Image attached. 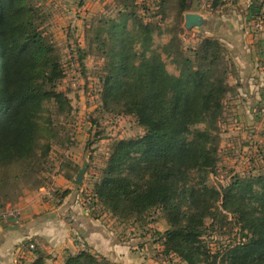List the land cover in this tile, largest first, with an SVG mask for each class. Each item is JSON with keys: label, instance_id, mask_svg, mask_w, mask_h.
<instances>
[{"label": "trees", "instance_id": "obj_1", "mask_svg": "<svg viewBox=\"0 0 264 264\" xmlns=\"http://www.w3.org/2000/svg\"><path fill=\"white\" fill-rule=\"evenodd\" d=\"M129 1L131 11L120 13L110 29L102 97L108 110L135 115L145 133L113 143L94 199L114 216L135 221L160 207L170 223L161 235L164 251L184 264H264V176L236 179L221 191L211 180L218 119L236 63L218 38L205 37L191 56L178 34L170 37L169 2L184 16L191 0H150L156 11L148 15L149 7L141 11L139 0ZM41 22L32 0H0V194L15 183L16 167L32 178L51 151L49 135L41 131L43 122L52 130L50 117H43L48 103L61 113L72 110L66 93L57 90L64 71ZM78 171L66 176L74 181ZM42 178L34 187L43 185ZM223 211L233 215L241 239L213 251L204 239L207 220L226 218ZM32 264H44L43 257ZM64 264L106 263L83 249Z\"/></svg>", "mask_w": 264, "mask_h": 264}, {"label": "rangeland", "instance_id": "obj_2", "mask_svg": "<svg viewBox=\"0 0 264 264\" xmlns=\"http://www.w3.org/2000/svg\"><path fill=\"white\" fill-rule=\"evenodd\" d=\"M32 1L40 9L41 28L54 45L63 67L64 77L58 82L57 90L66 93L72 110L61 113L54 102L48 103L43 117L46 121L50 117L52 124L49 127L52 130L49 131L43 122L41 131L44 135H49L51 151L35 167L37 173L32 178L24 176L20 167L14 169L15 183L1 192L0 204L16 200L17 195L25 189L35 188L34 184L39 177H43L45 185L56 173L74 174L76 168H84L86 185L83 196L91 201L95 200L93 210L88 213L96 216L106 214L102 218L104 223L113 221V227L124 241L133 239L137 247L132 251L140 261L130 264H184L174 253L167 254L164 251L161 235L170 228V223L160 207L151 209L144 219L135 221L114 216L93 196L94 183L106 165L113 143L124 138H137L145 133L135 115L108 110L103 105L102 97L107 52L112 46L110 29L113 23L119 21L120 13L131 11L126 6L130 1ZM139 3L138 10L146 11L143 6L149 7L147 15L156 11L153 1L148 3V0H139ZM221 5L224 4L217 3V6ZM222 8L224 12L231 11L230 6L224 5ZM176 10L175 2L170 1L166 10L167 17H171L167 20L171 27L170 37L178 34L189 55H193L192 49L205 37L218 38L225 45L227 55L236 63L237 73L229 77L232 90L224 99L223 113L218 119V162L216 172L211 175L212 183L221 191L222 187L236 179L264 176V69L252 77L257 98L243 100L241 92L245 91L244 77L238 65V53L216 33L210 35L208 27H192L187 30L184 27V16L178 15ZM152 20L158 22L159 18ZM246 53L264 56L262 45H258L254 52ZM257 63L264 68L263 61L257 60ZM74 155L80 158V163L72 159ZM76 186L81 187L83 184ZM221 204L220 199V208ZM223 212L227 215L226 218L207 220L208 228L204 239L213 251L224 249L241 239L239 226L233 215ZM79 235L82 236L77 233V239ZM96 255L104 258L106 264H118Z\"/></svg>", "mask_w": 264, "mask_h": 264}, {"label": "crops", "instance_id": "obj_3", "mask_svg": "<svg viewBox=\"0 0 264 264\" xmlns=\"http://www.w3.org/2000/svg\"><path fill=\"white\" fill-rule=\"evenodd\" d=\"M223 6L211 7L203 0H191V10L184 12V17L187 12L200 13L208 19L204 27L210 29L209 34L216 33L238 53V65L244 77L242 99L249 101L253 97L257 98L252 77L260 71L257 60L262 55H249L246 51L254 52L258 45L261 46V36L246 26V17L249 15L242 6L230 5V12H224ZM255 6L254 12H257L258 0ZM72 159L76 163L81 162L76 155ZM85 180L86 174L83 186L79 187L66 174L59 172L45 185L23 190L15 201L1 207H18L21 215L19 218L0 219V264H32L40 256L44 264H64L70 254L83 250L79 247L77 233L84 237V249L112 263L139 262L140 259L132 251L137 247L133 239L124 241L113 227V221L104 223L102 218L106 214L96 216L86 211L83 204ZM49 185L57 188V199L45 196V189ZM65 190L69 192L61 198ZM30 243L35 245L34 249L29 248Z\"/></svg>", "mask_w": 264, "mask_h": 264}, {"label": "built area", "instance_id": "obj_4", "mask_svg": "<svg viewBox=\"0 0 264 264\" xmlns=\"http://www.w3.org/2000/svg\"><path fill=\"white\" fill-rule=\"evenodd\" d=\"M204 3L208 6H212L216 1H219V3H222L224 5H231L236 6L240 5L243 7L244 10L247 11L248 15L246 17L245 24L246 26L251 29L254 33H257L261 36L262 40V47L264 50V0H258L259 3V10L258 12L252 14L251 9L255 7L256 0H203ZM259 61L264 62V56L262 58H259ZM259 70L261 71L264 69L260 65H258ZM45 196L49 199H57L58 198V191L57 188L54 185H49L45 189ZM94 201H91V199L86 198L83 200V204L85 206V209L87 212H91L94 207ZM21 215L20 209L18 207H7L5 209L0 208V219H9V218H19ZM78 244L81 249L85 248L84 239L82 236H78ZM35 245L33 243L29 244L30 249H34Z\"/></svg>", "mask_w": 264, "mask_h": 264}, {"label": "water", "instance_id": "obj_5", "mask_svg": "<svg viewBox=\"0 0 264 264\" xmlns=\"http://www.w3.org/2000/svg\"><path fill=\"white\" fill-rule=\"evenodd\" d=\"M208 19L204 18L203 15L197 12H187L185 13L184 17V27L187 30H191L192 27H200V26H207ZM85 169L82 168L76 174V178L74 179V183L76 185L83 184V177H84Z\"/></svg>", "mask_w": 264, "mask_h": 264}]
</instances>
